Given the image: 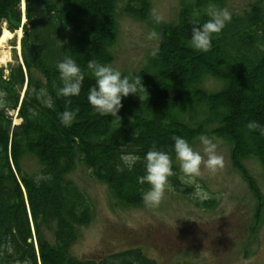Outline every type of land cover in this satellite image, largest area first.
<instances>
[{"label": "trees", "instance_id": "16d2710c", "mask_svg": "<svg viewBox=\"0 0 264 264\" xmlns=\"http://www.w3.org/2000/svg\"><path fill=\"white\" fill-rule=\"evenodd\" d=\"M122 2L124 15L149 21L150 0H0V37L3 30L22 31L19 57L13 50L12 61L0 67V92L5 93L0 106V245L10 243L14 249L13 255L0 256V264H23L25 259L30 264H157L139 249L99 261L74 257L78 229L89 225L92 210L67 176L80 163L120 203L139 206L149 186L137 177L144 174V153L155 145L172 160L170 189L188 194L191 189L181 183L174 164L173 136L191 145L201 134L228 143L231 165L257 201L255 224L262 220V195L244 162L256 160L264 176V136L246 126L250 120L264 124V0L232 16L213 34L207 52L189 46L190 21L203 23L206 10L223 8L225 0H187L175 23L151 22L157 50L139 71L122 74L140 77L144 89L122 98L116 118L96 113L88 104L87 89L95 81L86 65L91 59L113 62ZM69 55L86 77L80 95L66 104L55 95L60 86L55 64ZM206 78L221 82V88L206 91ZM41 87L52 95L53 109L37 101L33 89ZM66 107L76 113L69 127L58 117ZM122 151L141 157L131 170L117 171ZM27 156L37 159L38 174L52 179L36 183L38 174L25 173Z\"/></svg>", "mask_w": 264, "mask_h": 264}, {"label": "rangeland", "instance_id": "374dc122", "mask_svg": "<svg viewBox=\"0 0 264 264\" xmlns=\"http://www.w3.org/2000/svg\"><path fill=\"white\" fill-rule=\"evenodd\" d=\"M186 1L150 0L151 15L147 22L124 15L121 12L123 2L120 3L111 66L122 74L139 71L158 47L156 35H150L155 33L151 25L155 21L153 12L162 17V23L173 24ZM257 1L225 0L223 8L228 9L232 16L241 15ZM4 32L6 37L0 42V67H6L12 61L13 50L19 57L22 36L21 31L9 33L4 30L2 34ZM221 84L206 78L202 87L208 92H215ZM12 115L17 124L19 121L15 114ZM208 137L217 144L224 166L214 174L202 166L198 182L208 193L205 200L196 199L192 187L184 184L191 189L188 194L166 189L156 206H146L144 202L139 206H126L113 197L106 185L92 179L86 167L76 163L67 179L88 199L92 220L89 225L78 229L71 254L80 260L99 261L110 254L139 249L157 264H264L262 169L254 159L244 162L263 199L262 220L255 224L257 201L231 165V146L212 135ZM191 146L194 150H201L199 137ZM174 164L179 170L176 159ZM22 169L29 175H36L40 165L36 158L27 156L22 161ZM47 236L50 237L49 234Z\"/></svg>", "mask_w": 264, "mask_h": 264}, {"label": "clouds", "instance_id": "9594fccd", "mask_svg": "<svg viewBox=\"0 0 264 264\" xmlns=\"http://www.w3.org/2000/svg\"><path fill=\"white\" fill-rule=\"evenodd\" d=\"M205 15L208 19L203 23L200 20L190 21L189 46L198 52H207L212 47L213 34L219 33L225 27L226 23L232 19V13L226 8L210 7ZM153 19L159 23L162 17L153 12ZM154 36L156 33H150ZM58 73L60 86L55 89L56 97L65 98V102L70 103L72 97H77L81 93L82 83L85 79V70L73 59L72 56H64L55 64ZM86 71L95 81L87 89L86 99L91 109L102 115H111L119 118L117 113L122 107L121 100L130 94H137L140 88H143L140 77L131 78L128 75H122L121 71L114 66L100 63L95 59L88 60ZM144 89V88H143ZM37 101L44 107L53 109L54 101L46 87L33 89ZM5 93L0 92V106L5 104L2 99ZM59 121L65 127L72 125L76 119L74 110L65 108L58 113ZM247 128L252 131H258L260 136H264V124L255 120L247 122ZM172 151L175 159L179 163L181 183L191 186L193 196L198 200L208 198V193L198 182L203 169L210 173H216L224 166V158L217 152V144L208 136L201 134L199 137L201 150H194L191 144L182 136L172 137ZM123 147V146H122ZM203 153V155L201 154ZM141 157L134 152L122 151L119 157L120 163L117 164V171L124 168L131 170ZM144 174L137 177L138 183L147 184L149 187L142 193V200L146 206H156L161 201L166 189H170L169 177L174 175L172 160L167 151H162L153 145L143 156ZM50 174H38L34 177L36 183L40 181L51 180ZM7 253L13 255V246L9 243L7 246L0 245V256ZM23 264H30L28 259Z\"/></svg>", "mask_w": 264, "mask_h": 264}, {"label": "bare ground", "instance_id": "6f19581e", "mask_svg": "<svg viewBox=\"0 0 264 264\" xmlns=\"http://www.w3.org/2000/svg\"><path fill=\"white\" fill-rule=\"evenodd\" d=\"M5 31H7V30H5ZM8 32V31H7ZM19 32V31H18ZM6 37V32H4L3 34H2V37L0 38V42L4 39ZM4 58V57H3ZM2 60V59H1ZM1 62V61H0Z\"/></svg>", "mask_w": 264, "mask_h": 264}]
</instances>
